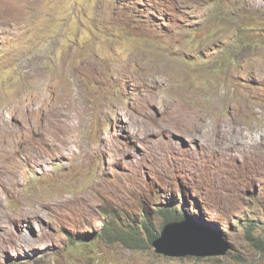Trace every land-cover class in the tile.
I'll return each instance as SVG.
<instances>
[{
  "label": "rangeland",
  "instance_id": "obj_1",
  "mask_svg": "<svg viewBox=\"0 0 264 264\" xmlns=\"http://www.w3.org/2000/svg\"><path fill=\"white\" fill-rule=\"evenodd\" d=\"M0 264H264V0H0Z\"/></svg>",
  "mask_w": 264,
  "mask_h": 264
},
{
  "label": "water",
  "instance_id": "obj_2",
  "mask_svg": "<svg viewBox=\"0 0 264 264\" xmlns=\"http://www.w3.org/2000/svg\"><path fill=\"white\" fill-rule=\"evenodd\" d=\"M152 247L158 254L177 258L224 256L229 250L224 242H218L188 219L165 224Z\"/></svg>",
  "mask_w": 264,
  "mask_h": 264
},
{
  "label": "trees",
  "instance_id": "obj_3",
  "mask_svg": "<svg viewBox=\"0 0 264 264\" xmlns=\"http://www.w3.org/2000/svg\"><path fill=\"white\" fill-rule=\"evenodd\" d=\"M160 213V219L162 221V227L170 222H179L181 220L188 219V216H183L182 213H179L175 208H162L157 211ZM111 233V230L106 227V236L113 239V241L120 242L129 248L141 249L145 247L146 240L149 244H152L155 239L159 237L158 232L153 229V225L147 220L144 219L138 226H128L126 229L117 230L113 235H108Z\"/></svg>",
  "mask_w": 264,
  "mask_h": 264
},
{
  "label": "bare ground",
  "instance_id": "obj_4",
  "mask_svg": "<svg viewBox=\"0 0 264 264\" xmlns=\"http://www.w3.org/2000/svg\"><path fill=\"white\" fill-rule=\"evenodd\" d=\"M195 120H196V118H195V116H193L192 119H191V123L194 124L195 123Z\"/></svg>",
  "mask_w": 264,
  "mask_h": 264
}]
</instances>
